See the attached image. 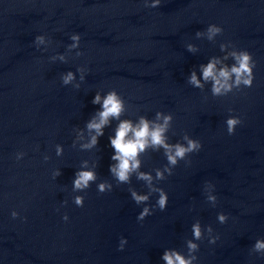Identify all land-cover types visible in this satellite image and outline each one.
<instances>
[{"label":"clouds","instance_id":"9594fccd","mask_svg":"<svg viewBox=\"0 0 264 264\" xmlns=\"http://www.w3.org/2000/svg\"><path fill=\"white\" fill-rule=\"evenodd\" d=\"M161 5V0H144V6L148 8H157ZM223 28L210 24L206 30L197 31L195 33L197 38L205 37L208 41H213L215 38L222 34ZM45 35H37L34 39V44L37 49L40 46L50 41V38L46 40ZM73 43L69 45V51L73 48L80 47L81 36L78 33L71 35ZM229 46H232V50L227 52L223 57V60L213 56L207 64L200 65L201 78H198L197 72L193 70L188 78L187 83L195 89L203 91L206 83H211V94L213 97H223L230 93L238 92L242 88H251L255 79L254 69L256 67V61L253 59L252 54L247 50H237L231 42L220 45V50L223 52ZM46 51V49H44ZM189 52H196L197 48L192 45H187ZM84 55L83 52H77V56ZM59 59L60 61H66L64 55H53L50 57L51 61ZM231 59L233 63L229 66L224 64V61ZM218 65H222L218 68ZM80 72V80L84 81L85 73L88 69L77 68ZM75 79L73 72L69 71L66 74L61 75L62 84L64 86L69 85ZM203 81V82H202ZM76 89L80 88L79 84L75 85ZM207 99V97H205ZM94 105H100V110L96 112L94 116L86 123V130L89 134V138L86 143L79 145V150L90 151L97 148L99 144V138L104 135V129L110 125L111 120L115 119L119 121L115 128L114 136H109L110 146L114 150V154L111 156L113 163L109 166V172L112 178L116 181L117 185L131 184V178L136 177L137 180L143 181L147 193L141 194L134 188L129 187L131 199L136 205H144L142 210L137 215V221L143 222L146 217L153 215L155 209L165 211L168 205V194L156 184L160 181H164L168 176L173 175V170L178 166L180 161H184L186 165L190 164V155L198 153L203 145L200 140L190 137L187 133L182 136V142L175 143L169 142L168 132L172 128L173 115L171 113H164L157 111L154 119H149L144 115H141L138 122L133 123L131 119H121L122 115L126 112L125 99L115 90L108 91L102 98L100 92H97L91 101ZM231 113L233 110L228 109ZM226 130L228 135H234L236 128L243 124V120L240 116L230 115L226 121ZM76 140H84V131L78 130ZM72 147H76V141H73ZM149 150L153 152H159L163 150V155L166 158V165L163 168H156L151 172L142 171L143 161L141 157L145 155ZM55 152L57 156H62L64 148L62 145L57 144L55 146ZM25 156L24 152L16 153V160L19 161ZM44 161L47 162L51 159L50 156L44 155ZM98 162H94L89 167L88 160L81 162L79 170L75 173V178L72 182L73 192H85L92 183H95L98 179L97 169ZM61 175V170L56 169L53 171V179H56ZM113 190V184L108 180L101 181L97 184V191L100 194L111 192ZM206 200L213 207L218 202V197L214 194L215 185L211 182H206L204 186ZM153 194H158V199L155 205H150L149 201ZM85 197L83 195H76L73 197V203L77 207L84 206ZM67 200L62 201L63 205H67ZM59 211V209H57ZM19 213L15 210L11 212V217L16 219L19 217ZM26 219V218H25ZM62 219L67 222L69 217L65 213ZM229 216L223 212L217 214V220L220 224L227 223ZM192 238L186 239V253L177 249H165L161 259L164 264H197L198 256L196 253L199 251V243L207 237L209 244H215L219 239V234H214V230L211 225L202 226L199 220H196L191 226ZM127 238L121 237L119 239L118 251H123L127 244ZM260 254L264 257V239H257L250 249V254Z\"/></svg>","mask_w":264,"mask_h":264}]
</instances>
